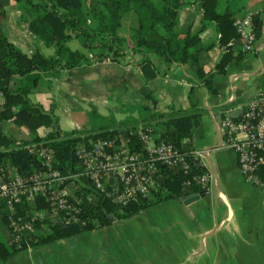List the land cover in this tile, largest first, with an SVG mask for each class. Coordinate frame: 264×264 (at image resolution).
<instances>
[{"label": "trees", "instance_id": "1", "mask_svg": "<svg viewBox=\"0 0 264 264\" xmlns=\"http://www.w3.org/2000/svg\"><path fill=\"white\" fill-rule=\"evenodd\" d=\"M7 1L0 0V89L5 96L0 107V120L11 119L32 133L31 138H17L0 128V165L8 174L11 170L13 175L25 177L31 171L46 167L58 169L62 174L74 173L80 166L75 154L76 146L87 143L89 139H114L118 147L146 154L139 129L148 131L154 142L195 149L194 132L204 111L203 106L197 103L180 106L170 102L161 110L144 103L125 104L120 108L125 115L118 118L112 110L101 113L95 104L88 102L87 127L63 131L57 125L58 118L53 110L43 109L33 99L32 90L42 76L53 78L64 69L109 60L137 63L144 76L151 78L159 71H167L172 63L192 59L197 64L202 86L208 92L216 93L214 74L224 73L229 62H239L242 54L240 50L233 53L235 39L239 38L233 23L236 16L229 11L219 12L217 0H16L21 7L20 19L28 30L43 44L53 47L52 54L46 55L38 47L27 54L2 30ZM189 2L202 10L203 20L214 21L219 42L229 45L213 69H205L198 60L199 51L212 46V43L200 44L199 30L205 26L204 21L197 31L180 33L177 30L179 10ZM262 10L251 13L256 36L262 34ZM126 19H129L127 24L130 27L127 42L126 37L118 33L119 26ZM72 38H77L82 47L71 48L68 41ZM152 53L164 65L162 69L150 67V63H154L150 57ZM140 91L146 97L152 96L147 87H141ZM228 105L226 102L221 108ZM39 126H46L49 130L40 136L36 131ZM34 144L45 146L51 153L48 163L28 149V145ZM156 166L158 170L148 193L139 194L123 204L113 202L110 195L114 184L122 186L120 181L109 178L101 190L93 186L88 176L67 178L65 184L73 203L79 208L78 221L62 222L60 218L51 219L46 215L33 221V231L22 233L18 238H14L9 227V210L0 198V220L8 228L7 239H0V259L15 256L29 246L44 245L84 230L109 225L115 219L133 216L159 201L198 194L206 188L193 178L196 173L207 171L197 155H190L186 171L161 162H156ZM49 200L50 189H46L37 194L33 202H18L14 216L28 217L33 208L49 207Z\"/></svg>", "mask_w": 264, "mask_h": 264}, {"label": "crops", "instance_id": "2", "mask_svg": "<svg viewBox=\"0 0 264 264\" xmlns=\"http://www.w3.org/2000/svg\"><path fill=\"white\" fill-rule=\"evenodd\" d=\"M263 6L264 0H217L216 9L219 12H232L239 17L261 11ZM4 8L2 30L10 41L27 54L33 52L36 47L46 55L51 54L49 48L51 46L43 44L20 19L21 7L18 1L8 0ZM261 14L263 16L262 34L255 37L254 49L243 50L240 38L235 39L233 53L240 50L241 57L239 62L231 60L224 73L214 74L213 83L217 88L216 93H210L202 86L197 73V64L192 59L184 63H172L167 71H159L151 78L144 76L141 66L137 63L109 60L84 63L62 70L57 77L42 76L32 90L33 99L43 109L53 110L58 118L57 125L63 131L87 127L88 102L98 104L102 110L118 108L119 103L115 101L111 106L107 104L110 102L112 92H115L123 103L144 102L160 110L170 102L180 106H188L193 102L206 109L202 113L198 127L207 124L208 132L212 131V136H215L218 142L203 148L202 155L198 156L200 163L209 173L205 190L189 201H186L185 197H177L148 206L155 210L161 208L165 213L164 219H161L163 222L160 221L159 224L167 228L170 236L168 242L177 240L175 230L181 225L183 240L190 239L183 248V252L187 253V256L193 255V264H264V216H262L264 194L261 193L264 192V188L246 181L238 168L235 153L220 147L221 136L217 124L220 109L224 103L231 99L235 102L245 101L256 92L264 90V79H262L264 77V10ZM203 21L205 26L200 29ZM176 27L180 33L200 29V44L212 43L210 48L201 49L198 53V60L205 69H213L229 46L219 42L214 21L203 20L202 10L193 2L186 3L180 8ZM150 57L154 60V63H150V67L157 66L160 69L164 67L162 63H159L156 54L152 53ZM113 87L115 90L112 89ZM141 87H147L152 96L145 98L140 91ZM102 104L107 105L106 108ZM1 126L4 132L10 133L8 124L1 123ZM24 128L27 136L23 138H31L32 133L26 127ZM48 130L46 126H39L36 131L43 136ZM195 144L193 138L194 148L200 149ZM225 150L228 157H220ZM210 151L215 153L214 162L209 158ZM227 164L229 166L227 169L230 171V176L227 177V190L219 186L213 190L211 180L214 177L216 184L219 185L221 182L219 175L220 177L224 175V167ZM245 193L256 197L255 214L250 220L247 219L248 223H243L246 217L245 213L240 211L243 219L229 226L226 223L229 219L232 220L236 211L230 197L237 199L239 196H246ZM237 208L239 209L238 206ZM257 213L261 217H257ZM89 230L92 231V229ZM32 248L33 246H29L23 253L21 252L22 254L19 253L5 260L0 259V264H6L7 261L19 255L33 257L36 253ZM168 250L171 254L178 251L177 248ZM174 259L178 258L175 256Z\"/></svg>", "mask_w": 264, "mask_h": 264}, {"label": "built area", "instance_id": "3", "mask_svg": "<svg viewBox=\"0 0 264 264\" xmlns=\"http://www.w3.org/2000/svg\"><path fill=\"white\" fill-rule=\"evenodd\" d=\"M243 50H253L255 32L251 13L234 19ZM236 78V75H235ZM5 101L0 89V107ZM229 105L220 109L218 130L221 136L220 147L232 150L236 155L238 168L244 179L255 186L264 188V90L256 92L245 101H228ZM144 142L146 154L129 152L126 147H118L114 139H104L76 146L75 154L79 160V170L62 174L58 169L46 167L31 171L27 176L13 175L0 165V198L8 208V223L18 238L22 233L33 231V221L46 215L51 219L60 218L62 222L78 221L79 208L73 203L67 178L79 175L88 176L96 189H103L105 181L113 178L122 186L114 184L110 191L111 199L118 204L126 203L137 195H145L154 183L158 168L156 162L168 166H177L184 171L189 167L190 155H202L200 149H182L167 142H154L148 131L138 130ZM124 146V145H123ZM48 163L52 156L43 145H28ZM7 168V167H6ZM11 172V173H10ZM209 173H196L193 178L202 187H206ZM50 189V205L47 208H33L28 217L14 216L16 204L22 200L33 202L36 195Z\"/></svg>", "mask_w": 264, "mask_h": 264}, {"label": "rangeland", "instance_id": "4", "mask_svg": "<svg viewBox=\"0 0 264 264\" xmlns=\"http://www.w3.org/2000/svg\"><path fill=\"white\" fill-rule=\"evenodd\" d=\"M128 20L129 19H126L125 22L123 21L118 28V33L126 37L125 42L129 41L128 34L130 27L127 24ZM68 44L71 48L82 47L77 38L70 39ZM49 48L52 54L53 47L51 46ZM262 79H264V77H262ZM112 89L115 90L114 87ZM112 93L109 99L110 102L107 104L111 106L115 101L119 103V107L116 109L102 110V108L95 103L98 111L101 113H107L108 110H112L114 115L119 118L125 115V113L120 110L122 105L144 103H123L115 92ZM144 97L146 98V96ZM102 106L106 108L107 105L102 104ZM135 113H137V111ZM1 123L3 125L8 124L10 128L8 131L15 137L23 138L27 136L25 128L17 125L15 122L0 120V128L3 129ZM208 128V125L205 124V126L197 127L194 132L193 138L197 144H195V146L202 151L203 148L215 145L218 142L215 136H212L213 132H208ZM227 154L225 150L221 153L220 157H228ZM215 157V153L210 151L209 158L212 162H214ZM205 160L210 166L211 164L206 156ZM228 167V164L224 167V175H221V177L219 175L221 181L219 185L216 184L214 177L211 180V187L213 190H215L217 186L225 191L227 190V177L230 176V171L227 169ZM242 192L244 194V190ZM261 193L264 194V192ZM245 195L246 196H239L237 199L230 197L236 211L232 220L229 219L226 223L229 226H233L243 219V217H241L242 212L240 211L245 213L246 219H244L243 223H248L249 221L247 219L250 220L255 214L257 206L256 197L250 193H245ZM260 212L261 211H259V213ZM259 213H257V217H261ZM262 216H264V210ZM164 217L165 213L161 208L155 210L147 207L144 211L138 212L133 216L115 219L111 224L97 227L94 230L92 229V231L84 230L46 245L33 246L32 250L36 253L33 257L29 258L27 255H19L7 261L6 264H193V255L189 254L187 256V253L183 252V248L186 247L190 239L184 238L186 240H183L180 225L179 229L175 230V237L177 240L175 242H168L170 236L168 235L167 228L159 224L160 221L163 222L161 219H164ZM7 236L8 228L4 222L0 220V239L6 240ZM169 248H177L178 251L171 254L168 250ZM24 251L25 250L21 252L23 253ZM175 256L178 259H174Z\"/></svg>", "mask_w": 264, "mask_h": 264}, {"label": "water", "instance_id": "5", "mask_svg": "<svg viewBox=\"0 0 264 264\" xmlns=\"http://www.w3.org/2000/svg\"><path fill=\"white\" fill-rule=\"evenodd\" d=\"M54 127L57 128V125H54ZM57 133H58V130H57ZM202 193H203V191L200 192V193H198V194L189 195V196L185 197L184 199H185L186 201H189V200H192V199L198 197V196H199L200 194H202Z\"/></svg>", "mask_w": 264, "mask_h": 264}]
</instances>
